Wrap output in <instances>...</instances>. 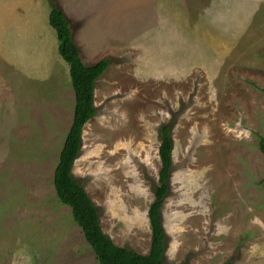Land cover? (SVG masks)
Wrapping results in <instances>:
<instances>
[{"label": "rangeland", "instance_id": "374dc122", "mask_svg": "<svg viewBox=\"0 0 264 264\" xmlns=\"http://www.w3.org/2000/svg\"><path fill=\"white\" fill-rule=\"evenodd\" d=\"M53 1L66 14L83 61L111 60L97 79V113L84 126L73 169L99 208L103 230L117 245L150 251L160 130L170 124L165 263L264 264V0H224L211 12L220 20L208 24L224 32L222 41H203L202 61L195 52L193 63L176 68L174 77L142 67L140 48L147 44L144 60L171 59L169 46L159 42L170 41L162 17L178 11L182 0L171 9L162 0H140L149 3L142 8L155 22L133 35H124L134 20L131 3L118 2L130 13L117 6L115 20L110 3L104 4L108 17L100 15L117 30L108 41L85 40L91 0L82 18L61 0H0L9 18L21 20L19 29L0 34V264H100L54 187L75 91L48 22ZM212 1L191 8L193 19ZM142 8L136 11L148 20ZM32 13L36 27L24 28Z\"/></svg>", "mask_w": 264, "mask_h": 264}, {"label": "trees", "instance_id": "16d2710c", "mask_svg": "<svg viewBox=\"0 0 264 264\" xmlns=\"http://www.w3.org/2000/svg\"><path fill=\"white\" fill-rule=\"evenodd\" d=\"M49 23L56 30L59 53L70 66L75 91L73 123L66 135L54 173L56 194L64 204L71 207L75 221L82 228L85 239L94 250L100 264H166L167 235L163 224L162 207L170 192L173 171L174 140L171 125L164 124L160 130L159 156L162 165L155 187V198L148 209L152 242L150 251L142 254L128 245H117L103 230L99 208L84 185L73 175L75 161L81 152L84 126L97 113L95 85L111 60L103 58L95 64H86L83 61L80 49L73 39L70 22L55 1L49 14ZM259 148L264 154L262 136L259 137Z\"/></svg>", "mask_w": 264, "mask_h": 264}, {"label": "crops", "instance_id": "0c3cea01", "mask_svg": "<svg viewBox=\"0 0 264 264\" xmlns=\"http://www.w3.org/2000/svg\"><path fill=\"white\" fill-rule=\"evenodd\" d=\"M64 4V6H67V8L70 10L71 13L74 14H81V18L83 17V10L85 5L89 4L88 0H61ZM119 1H127L131 3V7L133 8V12L131 13L133 15V23L131 26V29H128L129 32L125 33L132 34L143 30L145 27L149 25H153L155 22V14L149 12L148 10L143 9L142 7H146L147 4H149L147 1H140V0H91V4L93 6L92 12L87 17L85 21V40L86 41H108L109 38L112 37V30L117 31L116 28L111 26V21L109 22L105 20L108 16H105L102 6L105 4L107 8L109 7V3L112 8V19L115 20V8L118 6V10L120 8H124L126 12L128 10V7H121L118 2ZM204 1L201 0L198 3L194 0H182L179 3V10L175 12H169L166 13L165 16L162 17V31H167V38L170 39V41H159L160 45L167 44L169 46L168 52L171 54L170 60H165L164 58L161 59L159 62L155 63L152 60H149L148 58L144 60V54H146L147 51V44L142 43V47L140 48V54L142 67L153 69V72L158 75V72H168L170 74V77L175 76V69L178 68L180 70H184L187 68L188 63H193L194 55L196 53H200V59L202 61V57L204 58V42L209 40H216V41H222L221 35L224 33L218 29H212L210 28L211 23H215L214 21L220 20V17H216L214 15L211 16V12L214 9L222 8L225 6L224 0H213L207 8L203 10L202 16L198 20H194L190 9L193 8L195 5H200V3ZM160 4L167 9H171L176 7L175 0H162ZM139 5V6H138ZM243 5L249 6L251 5L250 2L243 3ZM233 6H237L236 4H233ZM4 3L0 2V34L1 32L6 28H15L19 29L21 26V20H19L17 23L14 21V15L12 17H8L7 11H3ZM240 7H242V4H240ZM142 8L144 12L146 13L148 20H144L139 16V11H136V9ZM259 10V9H258ZM100 13L105 17L103 18ZM50 14V12H49ZM49 14H48V22H49ZM119 15V14H118ZM25 17V16H24ZM137 17L140 20L141 25H136V19ZM119 18V16H118ZM25 19H28L32 24L23 26L29 29L30 25L31 28L35 26L37 23L36 16L32 13L31 18L25 17ZM120 22V20H119ZM196 23L195 26H192V23ZM50 24V23H49ZM121 24V23H120ZM210 24V25H208ZM36 27V26H35ZM219 27H222L220 24ZM247 30V29H246ZM243 31L239 36L242 37L243 34H245ZM205 37L206 40H202V38ZM8 41H19L18 38H8ZM186 41V42H185ZM227 45V44H225ZM160 46V47H161ZM226 47V46H225ZM58 50H59V44H58ZM167 53V52H166ZM14 53H10L9 55H13ZM158 54L161 53L158 51ZM165 54V53H164ZM162 54V55H164ZM24 59V58H22ZM144 60V62H143ZM15 62L18 63L19 59H15Z\"/></svg>", "mask_w": 264, "mask_h": 264}]
</instances>
